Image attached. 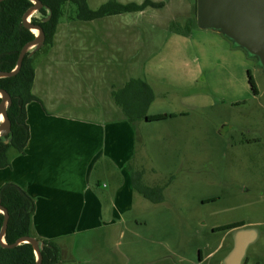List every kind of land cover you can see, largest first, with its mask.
<instances>
[{
  "label": "rangeland",
  "instance_id": "374dc122",
  "mask_svg": "<svg viewBox=\"0 0 264 264\" xmlns=\"http://www.w3.org/2000/svg\"><path fill=\"white\" fill-rule=\"evenodd\" d=\"M108 1L88 0V3L92 10H97ZM115 1L141 4L145 0ZM152 1L164 2L165 6L92 21V29H95L92 34L99 35L97 40L92 39V59H103L96 64L92 62V68L95 65L97 70H94L101 77L106 75V67H112L113 72L123 71L124 75H129V72L132 74L131 67L139 61L143 67V71H140L142 77L153 81L158 94L153 111L172 113L184 107L190 111L192 126L187 129V135L175 123L142 127L141 135L145 143L140 142L139 155L129 162L130 169L145 171L143 183L161 188L162 193L158 196L161 195L163 199L160 203H152L136 195L137 202L124 212L121 222L109 225L106 230L92 232V246L82 248L78 254L73 252L72 245L65 247L64 254L60 253L61 262L223 264L224 257L232 248L233 239L231 236L225 237L224 232L213 233L212 228L246 221L256 223L253 228L261 233L260 241L249 249L248 257L251 264H264V73L258 61L242 49L234 47L239 50L238 54L229 51L234 45L217 32L196 28L189 31L191 37L187 40L173 36L177 33L187 34L191 25L197 27V0ZM70 15L71 12H68L62 20L54 44L62 45L63 39L84 40L87 44H73L74 51L82 50L84 44L91 45L88 40L90 22L78 23L70 19ZM33 17L42 19L38 13L30 20ZM120 23H138L145 28V36L138 45L129 36L135 33L131 30L127 38L121 37ZM72 24L76 26L72 27L75 29L73 32ZM105 25L114 27L108 31ZM218 39L227 43V49L226 43L224 46L216 45V42H220ZM202 45H207L209 66L205 72L211 77L210 87L214 94L209 92L203 80L175 87L171 80L175 79L176 68L181 69L180 64L164 62L169 57L188 62L186 71H181L178 79L186 72L190 74L194 70H201L199 59L203 57ZM52 49L53 45L41 49L38 57L34 58V65L36 59H41ZM68 52L75 54L69 49ZM221 57L224 67L217 64ZM79 64L82 70H90L88 62ZM233 64L235 71L230 69L227 72L224 69L228 66L231 68ZM77 65L72 63L69 67L73 66L75 70ZM156 65L161 69H157V76H163V80L170 81V85L165 81L159 83L153 76L151 67ZM248 71L254 78L258 95L251 90ZM77 75L81 79L69 77L70 82H66L76 90L84 92L83 87L90 86L89 80L95 82L80 72ZM230 75L234 76L231 87L227 81ZM105 82L106 79H96L100 88ZM65 87L72 89V86ZM111 175L107 178L110 179ZM102 184L113 187L115 177L111 182L104 181ZM212 199L216 201L208 202ZM106 210L104 218L110 220L114 216L112 207ZM84 240L83 237L74 239L76 243ZM201 257L205 258L203 263Z\"/></svg>",
  "mask_w": 264,
  "mask_h": 264
},
{
  "label": "crops",
  "instance_id": "0c3cea01",
  "mask_svg": "<svg viewBox=\"0 0 264 264\" xmlns=\"http://www.w3.org/2000/svg\"><path fill=\"white\" fill-rule=\"evenodd\" d=\"M78 23L88 22L79 21ZM92 24L94 23L91 21L88 30V40L91 45H86L84 40L66 41L63 39L61 40L64 41L62 45L53 44V49L49 53L41 56V59L38 58L39 60L36 59L33 93L40 102H33L27 107L30 139L24 153L18 154L16 151H11L10 167L0 170V188L9 183L16 184L35 201L33 237L41 241L54 242L60 253L63 254L64 248L70 245L73 246L75 254H78L82 248L91 247L92 232L106 230L109 225L121 222L124 218V212L132 208L137 202L136 195L142 196L133 186L131 172L143 170L140 168L139 170L130 169L129 164L137 157L136 155H139L140 142L145 143V139L141 135L142 127L175 123L179 128H183L187 135V129L192 126L190 111L184 107L172 113L153 111V105L158 99V94L155 92L153 81L142 77L140 71H143V67L139 61H135L136 64L130 69L132 74L127 73L129 75H124L123 71L121 73L113 72L112 67H106L105 76L101 77L97 74L95 65L92 68V62L96 64L103 59L98 60L95 57L92 59V39L97 40L99 36L92 34V31H95L92 29ZM118 25H120L119 30L122 38L128 37L129 30L135 32L129 36L137 42V45L140 43V39L145 36V28L138 23H120ZM105 26L108 31L114 27L113 25ZM70 27L71 32L75 31L72 29V27H76L75 24ZM196 28L198 26L191 25L187 34L177 33L173 36L180 40H187L191 37V30ZM57 34L58 30L54 43ZM218 40L220 42H216L217 46H224L226 43L222 39ZM76 42L86 44L82 50L74 51L73 44ZM227 47L226 43V49ZM234 47L229 51L238 54L237 51L239 50H235ZM68 49L75 54H70ZM79 51L82 52L78 54ZM206 51L207 45L206 47L202 45L201 54L203 57L199 59L201 70H194L190 74L186 72L187 77L186 74L182 75V73L180 79L178 76L181 71H186L188 62L185 59H177V57H169L168 60H163L164 62L171 61L180 64L181 69L176 68L175 79L171 80L175 87H182L203 80L208 90L210 89L209 92L214 94V90L210 87L211 77L205 72L209 66ZM107 59L104 61L107 62ZM82 61L90 64V70L81 69L79 63ZM110 61L112 60L110 59ZM210 61L212 62L211 59ZM218 62V65L224 67L222 57L218 59ZM72 63L78 64L75 70L73 66L69 67V64ZM151 68L153 76L159 80V83L165 81L170 85V81L163 80V76H157L156 72L161 71L159 66L156 65ZM224 69L227 72H230V69L235 71V64L231 68L228 66ZM78 72L87 75V79L95 80L93 83L92 80H89L90 86L83 87L84 92L76 90L71 83L66 84L67 81L70 82L69 77L81 79L77 75ZM98 78L106 79V84L104 83L102 88H100V84L96 83ZM228 78V86L231 87L234 76L230 75ZM130 80H143L154 90L155 100L148 110V115L177 114L178 116L160 122H149L142 119L136 123H130L122 107L116 103L113 96L115 92L122 90ZM65 86H72V89ZM206 92L208 91L206 90ZM201 108H203L202 105ZM143 172L144 181L145 171ZM110 173L112 175L108 179ZM113 177L116 181L113 187L101 185L104 181L111 182ZM246 191L249 189L246 188ZM111 207L114 216L110 220L105 219V211ZM239 222H244L245 226L230 231H222L225 237L231 236L233 239L232 248L224 259L234 247L236 230L255 229L257 231L256 239L249 249L260 241L261 233L258 229L253 228L257 225L256 223ZM215 228L218 227L212 228L213 233H217L214 231ZM79 237H83L85 240L76 243L74 239ZM71 240L73 242L68 243ZM61 261L62 259L58 264H62ZM204 261L205 258L201 257V263ZM243 264H251L248 252Z\"/></svg>",
  "mask_w": 264,
  "mask_h": 264
},
{
  "label": "trees",
  "instance_id": "16d2710c",
  "mask_svg": "<svg viewBox=\"0 0 264 264\" xmlns=\"http://www.w3.org/2000/svg\"><path fill=\"white\" fill-rule=\"evenodd\" d=\"M40 1L44 8L37 13L42 16V19L33 17L31 22L40 26L45 33L46 41L41 49L51 47L54 44L58 26L68 12H71L70 19L72 20L91 22L115 15L141 13L148 8L162 9L165 6L164 2L156 3L152 0H145L141 4H122L110 0L99 9L92 10L88 0ZM33 6L34 3L31 0H4L0 2V73H9L15 70L21 51L36 38L33 31L22 25L23 16ZM41 49L33 54L31 52L26 54L22 67L15 76L0 78V89L5 90L12 99V104L8 108L11 133L7 137H0V170L10 167L11 151L23 154L28 145L30 130L27 107L33 102H40L34 95L33 88L36 78L34 58ZM248 80L253 94L258 95L257 86L250 71H248ZM113 96L116 103L122 107L130 123H136L142 119L149 122H160L178 116L177 114L148 115V110L155 100V92L143 80H130L122 90L115 92ZM1 103L2 99L0 98ZM6 140H10V142L6 144ZM131 173L135 190L146 199L160 203L163 198L158 194L162 193V189L145 186L143 171H132ZM212 201H216V199L208 202ZM0 204L8 210L10 215L4 237L6 244L13 246L22 238L33 237L34 199L18 185L9 183L0 188ZM3 224L4 215L0 213V233ZM243 226H245L244 222L231 223L215 228L214 231H230ZM39 241L43 244L41 248L42 264H58L60 251L55 243ZM0 264H37L34 247L29 243H22L16 247H4L0 243Z\"/></svg>",
  "mask_w": 264,
  "mask_h": 264
},
{
  "label": "water",
  "instance_id": "95a60500",
  "mask_svg": "<svg viewBox=\"0 0 264 264\" xmlns=\"http://www.w3.org/2000/svg\"><path fill=\"white\" fill-rule=\"evenodd\" d=\"M4 0H0L2 2ZM34 6L23 16L22 25L31 31L37 30L39 34L33 42L27 44L20 53L15 70L9 73L1 72L0 78L15 76L21 69L27 53L32 54L41 49L46 41V36L40 26L33 24L30 15L44 8L40 0H31ZM49 19V18H48ZM197 26L201 30L214 31L234 46L242 49L248 56L255 58L264 73V0H197ZM33 48V50H31ZM0 137H7L11 133V122L8 117V108L12 104L11 96L0 89ZM3 118V120H1ZM10 140H6L8 144ZM0 211L4 215V224L0 233V243L4 247H16L22 243L32 244L34 247L37 264H42L41 248L43 244L36 238L25 237L13 246H8L4 240L10 215L6 208L0 204ZM255 229H238L234 233V247L224 259L223 264H243L249 247L256 239Z\"/></svg>",
  "mask_w": 264,
  "mask_h": 264
},
{
  "label": "bare ground",
  "instance_id": "6f19581e",
  "mask_svg": "<svg viewBox=\"0 0 264 264\" xmlns=\"http://www.w3.org/2000/svg\"><path fill=\"white\" fill-rule=\"evenodd\" d=\"M35 13H37V12L32 13V14L30 15V17H32L33 15H35ZM33 32L37 35V30H33ZM1 120H3V118H1Z\"/></svg>",
  "mask_w": 264,
  "mask_h": 264
}]
</instances>
